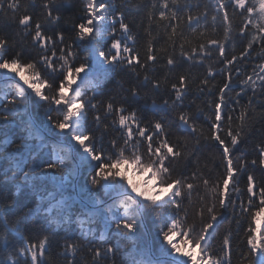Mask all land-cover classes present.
<instances>
[{
  "label": "snow or ice",
  "instance_id": "6c2138e0",
  "mask_svg": "<svg viewBox=\"0 0 264 264\" xmlns=\"http://www.w3.org/2000/svg\"><path fill=\"white\" fill-rule=\"evenodd\" d=\"M210 4L212 30L215 32L220 22L223 38L209 36L206 43H199L191 50L181 43L178 55L175 44L188 39L185 29L195 34L208 23V5L205 4L204 11L200 12L197 3L196 14H193V5L188 0L183 6L179 0H152L150 7L145 5L149 24L145 34L149 39L141 60L137 51L138 38L123 12L117 11L118 6L113 0H39L38 7L37 0H28L27 3L0 0V78L13 81L8 85L11 98H8L9 93L0 97V122L7 123L18 113L25 114L30 103L43 109L42 127L49 133L59 134L60 142L46 143L31 118L25 122L22 131L29 138L35 136L40 140L42 148H51L48 154L51 163L45 166V171L63 173L59 198H52L46 206L44 201H39L12 221L3 217V208L0 207L4 247L11 243L9 235L24 233L22 225L25 229H39L42 233L38 243H27L25 248L19 249L17 260L12 264H45L46 250L55 239L56 230L72 224L76 225L80 237L75 241L62 238L63 251L58 255L63 258V264H77V256L85 248L91 259L84 260L80 255V264H105L116 250L111 245L104 246L105 233L111 230L117 239L133 237L145 212L155 214V222L159 224L158 237L163 246H159L156 253L142 255L141 264H233V222L237 226V239L244 231L246 240V248L240 249L236 255V264H264V139L255 144L256 155L251 158L247 156L246 148H242L239 154L234 152L253 130L264 137V124L255 128L256 120L245 115L249 110L255 112L253 100L258 93L264 95V63L254 65L251 74H244V79L236 67L244 59H251L249 49H253L254 44L264 47V0H210ZM182 11L188 13L187 25ZM78 12L84 13L80 22H77ZM234 16L241 18L242 25L235 26L239 28L242 45L239 57L233 36ZM164 21L167 23H159ZM154 22L157 28H164L171 43L166 72H179L176 82H171L167 75L160 80L149 74L152 63L161 59L153 48ZM16 36L21 37L19 44ZM29 37L30 42H25ZM244 41H247L246 46H243ZM228 42L234 45L231 54ZM81 52L86 54L81 56ZM216 53L229 73L223 86L218 88V94L213 92L216 85L208 79L212 76L209 71L208 77L199 79L195 88L197 93L207 91L215 96L206 101L208 109L214 110L206 112L199 105L194 113L183 110L189 90L197 84L196 78L189 83V75L184 73L186 62L187 71L191 72L193 66L203 64L206 59L212 60ZM260 59H264V53ZM229 65L233 67L229 69ZM118 69L130 71L137 78L136 83L125 89L124 95L118 96L113 89H107L97 99V94ZM232 72H236L235 81ZM142 73L143 80H140ZM16 78L22 83H15ZM236 82L240 91L232 87ZM116 85L124 88L119 79ZM226 90L235 91L231 100ZM88 91H92V95H88ZM249 91L248 103L241 105L239 98L248 95ZM104 95L107 99L103 98ZM157 97L163 102L158 103ZM148 99L152 101L150 105ZM130 100H144L145 105L131 107ZM232 101L235 107H229ZM259 103L264 104V100ZM236 108L242 111L235 118L239 124L233 128ZM146 111L151 114L147 123ZM260 115L264 117V112ZM201 116L203 125L209 129V136L203 134V125L198 129L196 121ZM167 120L173 122L174 129L166 127ZM109 127L118 135L107 141L93 130L102 128L106 133ZM225 127L227 139L222 135ZM173 131L180 137L175 144L169 139ZM201 137L211 139L222 150V171L214 183L210 178H202L206 194L199 198L200 223L197 226L195 221L188 223L185 201H191L192 190L198 185L189 182L187 164L185 171L178 176L174 175L175 169L171 165L176 158L185 157L189 139L194 138L199 145ZM65 141L68 147L63 146ZM73 159L78 160V165L68 168ZM77 166L87 171L79 191L72 195L66 189L71 185ZM121 168L147 172L148 178L158 181L159 189L168 193L167 197L160 191L149 195L146 187L140 190L127 183ZM192 179L201 177L193 172ZM105 198H109L107 202ZM38 217L43 220L39 225L36 224ZM223 219H227L229 226L222 234L221 243ZM245 221H248L246 230L241 228ZM51 226L55 228L49 231ZM97 232L101 246L86 247L80 242L87 241L90 236L96 237ZM173 236L180 237V240L175 241ZM217 243H220L218 251L214 249ZM182 247L190 251H182ZM192 251L196 253V259ZM48 264H54L50 257Z\"/></svg>",
  "mask_w": 264,
  "mask_h": 264
},
{
  "label": "trees",
  "instance_id": "16d2710c",
  "mask_svg": "<svg viewBox=\"0 0 264 264\" xmlns=\"http://www.w3.org/2000/svg\"><path fill=\"white\" fill-rule=\"evenodd\" d=\"M24 3H27L28 0H23ZM113 2L118 6L117 11L123 12L125 19L129 22L132 26L133 33L138 38L137 44V51L140 53L141 60L144 58L145 50L147 47V41L149 37L145 34L146 29L149 27L148 19L145 14L144 6H151L152 0H113ZM181 6L185 3V0H179ZM193 7L192 12L193 14L197 13L196 4L199 3L200 5V12L204 11V5H208L207 11L209 12L208 16V23L205 24L201 29L198 30L197 33H191L187 29H185L186 36L188 39L186 40H179L175 44V48L178 50L180 44L183 43L185 47H188L191 50L192 47H198L199 43H206L207 37L215 36L218 39L223 38V29L219 26L220 22H218L217 29L215 32L212 30L211 27V4L210 0H188ZM123 5V7H120ZM139 5V6H138ZM39 6V0H37V7ZM82 7V5H79ZM22 10H23V3H22ZM230 15H231V10ZM239 12V10H237ZM181 14L184 18V24L187 25V11H182ZM83 12L77 13V22H80V16H83ZM158 18V13H157ZM162 25L166 24L167 21L159 22ZM203 23V22H202ZM233 25L234 31L233 36L236 38L234 41L236 54L239 57V54L242 50V45L239 41V28L235 26H242L241 25V18L239 16L233 17ZM18 27V25H17ZM118 27V26H117ZM203 32L204 35L201 36L200 33ZM168 33L171 34V29H168ZM15 39L19 44L21 42V37L16 36ZM152 39H153V48L156 51L157 56L160 57V61L158 63L153 62L152 68L149 71V74L155 76L160 80H164L165 76H168V79L171 82H176V79L179 72L174 74H168L166 72V61H167V54L172 52L171 43L168 41L164 28L156 27V23L152 24ZM25 42H30V37L26 39ZM247 41H244L243 46H246ZM233 42H228L227 47L229 54L233 49ZM251 53V59H244L243 63L236 65L238 68L241 79L246 78L245 73L251 74L252 68L254 65L264 63V59H260L261 54L264 53V47H261L259 43L254 44L253 49H249ZM81 56L85 55L86 53L81 52ZM219 54L216 53L212 60H205L203 64L197 63L195 66L192 67L191 72L187 71V62L186 68L184 73L189 75V83L193 78L197 79V84L192 85L191 89L188 92L187 98L182 105L183 110L189 111L190 113H194L196 110L197 105L204 108L205 111H213L214 109H208L206 101L208 99H214L215 96L213 94L205 93L200 94L195 91V88L198 85L199 79H203L208 77V72H212V76L208 77V79L216 85V88L213 89L215 94H218V88L223 86V83L227 79L229 73L228 71L224 70V64L219 62ZM229 69L232 68V65L228 66ZM233 80L235 81L236 72L231 73ZM119 79L123 82L124 88L121 89L118 85H116V80ZM140 80H143V73L141 74ZM137 78L127 70H117L114 74L112 79H109L102 90L97 94V99L101 98L103 92L107 89H113L114 92L118 96L124 95L125 89L129 88L133 84H135ZM232 87L235 91H240V87L238 82L233 83ZM9 93V99L11 98L10 90H6ZM235 91H228L226 90L227 97L231 100L232 97L235 96ZM2 92V91H1ZM88 95H92V91H88ZM251 95V91L248 92V95H242L240 99V104L245 105L248 103V96ZM104 99H107V96H103ZM259 100H264V95L258 93L257 98L253 100V108L255 112L249 110L245 115L249 116V119H255L256 124L255 128H259L261 124H264V117L260 115V113L264 112V104L259 103ZM158 103H162V99L157 97ZM151 99H148L147 103L151 104ZM129 105L131 107H136L139 105L140 107H144L145 102L144 100L139 101H129ZM229 107H235V102L229 105ZM32 110L34 119L39 126H43L44 123V112L43 109L34 107ZM228 111V109H225ZM242 109L236 108L233 112L234 123L233 128L239 124V120L235 119L236 117L240 116ZM151 119V114L147 113L146 111V119L145 122ZM28 121L25 118V114L18 113L14 117H12L7 123L0 122V207H2V215L3 217L7 218L9 221H12L13 218L20 217L24 212H26L29 208L34 207L39 201H44L45 206L48 201L52 198H57L58 195L61 194V190L59 187H56V183L62 186V178L63 173H54L51 171H45V166L51 163L50 156L46 153L45 148H42L38 145V139L35 136L29 138L28 134L22 129L25 126V122ZM198 129L203 125V117L201 116L199 120L196 121ZM226 125V121H225ZM91 127V125H90ZM166 127L174 129V124L171 120L166 121ZM43 128V127H42ZM44 129V128H43ZM47 131L46 129H44ZM96 135H103L105 137V141L112 138L115 135H118L116 131H114L111 127H109L108 132H103L101 129H93ZM48 132V131H47ZM49 133V132H48ZM55 137H59V134L49 133ZM203 134L205 136H209L210 132L206 125H203ZM222 135L227 139V132L226 127L225 131ZM179 135L176 134L174 131L170 134L169 139L172 141L173 144L177 142L179 139ZM264 137L256 132L255 130L252 131L250 136H246L245 139L242 141L241 144L237 145L234 152L239 154L242 148L247 149V156L249 158L256 155L254 151L255 144L259 142ZM215 145V147H213ZM36 146V147H35ZM190 153H195L194 155H189ZM30 158H32V162H30ZM197 159L199 163H197ZM30 162V164H29ZM222 163V150L219 149V146L212 141L211 139L204 140L203 137L200 139V144L197 145L194 138H191L187 141V148L185 150V157L184 158H176L174 163L171 165L175 169L174 175L178 176L180 172L185 171V165H188L187 177L189 182L198 185V188L192 190L191 201H185V205L188 210V223L191 224L193 221L199 226L200 223V216L198 215L200 210V202L199 198L201 195H205V189L203 185L202 178H210L213 183L219 178V172L222 171L220 167ZM195 172L198 177H201L199 180L192 179V173ZM27 173V177L22 179L21 177ZM61 175V176H60ZM257 175H259V171L257 170ZM33 177V178H32ZM31 179V180H30ZM72 181V180H71ZM55 182V188L53 190V183ZM70 185L68 186L67 193L71 194V190L69 189ZM16 193H19L16 195ZM50 193V198L47 195ZM49 198V199H48ZM107 199V198H105ZM14 202V203H13ZM230 214V213H229ZM43 223L42 218H37L36 224L39 225ZM11 227V225H9ZM227 219H223L220 224V241L222 243V234L228 227ZM98 227V226H94ZM248 221H245L241 224L242 229H247ZM55 226H51L49 231H52ZM232 232H233V240L235 241L233 245V264H236V255L240 249L246 248V240H244V231L239 233V239H237V226L235 222L231 224ZM159 224L153 229H149L153 232L158 234ZM199 230V227H197ZM23 234L16 233L13 235H9L8 239L11 243L8 244L7 247H4L5 236H4V226L0 224V264H12V261L17 260V253L19 249L25 248L27 243L31 242H39L42 238V233L39 229H31V228H24L22 225ZM98 235L96 237H89L87 241H80L84 243L85 246H101L98 242ZM213 235H217L214 233ZM113 237H107L104 241V246H113L116 250L113 256L111 257L110 261L105 262V264H141L140 262L137 263L133 261L134 259L130 254H128L129 247H133L134 243L132 242H144V233L140 231L138 228L135 232V237L133 240L130 238L125 239L121 237L117 239L114 235ZM80 237L79 230L75 226H63L56 230L55 239L50 242L49 248L46 250V257H45V264H48L49 257L54 261V264H63V258L58 255L59 252L63 251L62 248V238H67L69 240L75 241ZM116 242H115V241ZM162 240L159 239L155 241L157 244ZM243 241V243L241 242ZM239 245V248H237ZM220 243L214 244V249L216 251L219 250ZM80 255H83L84 260H90L91 256L88 253L87 249H81L80 254L77 256V264H80Z\"/></svg>",
  "mask_w": 264,
  "mask_h": 264
},
{
  "label": "rangeland",
  "instance_id": "374dc122",
  "mask_svg": "<svg viewBox=\"0 0 264 264\" xmlns=\"http://www.w3.org/2000/svg\"><path fill=\"white\" fill-rule=\"evenodd\" d=\"M9 75H12V74H9ZM11 83H13V81L12 80H4L3 78H0V92L1 91H4V92H6V93H8V91H6V87L8 86H6V84H11ZM15 83H17V84H19V83H22L21 81H19L18 80V78H16L15 79ZM77 83H79V81H77ZM3 92V93H4ZM5 93V94H6ZM3 96H4V94H2ZM69 95H71V93H69ZM8 97H9V95H8ZM28 108H29V105H28V107H27V109H26V111H28ZM48 142H50V141H48ZM55 143V142H54ZM49 152H51V148L49 147ZM32 158H30V162H32V160H31ZM30 162H29V164H30ZM76 162H78V160H76L75 159V161H70L69 162V164L67 165L68 166V168H72L73 167V165L74 164H76ZM77 170H79L80 171V181L78 180V186L80 185V186H82V184H83V182H84V178H85V172L87 171V169L86 168H80L79 166H77L76 167V169H75V172H77ZM121 172H122V174L127 178L126 179V182L127 183H131V184H134V185H136V186H138V188L140 189V190H144L145 189V187L147 188V190H148V194L149 195H154V193H155V191H160V194L162 195V196H165V197H167V195H168V193L166 192V191H161L160 189H159V187H158V181H155V180H152V179H149L148 178V173L147 172H143V173H137V172H135V171H133L131 168H128L127 170H125L124 168H121ZM61 176V175H60ZM22 179H24L25 178V175H23L22 177H21ZM33 178V177H32ZM31 180V179H30ZM148 181L147 182V184H145V181ZM51 183H53V182H51ZM55 183V182H54ZM53 183V190H54V188H55V185H56V187H59L60 188V190L62 191V186H60L58 183H56V184H54ZM67 191V190H66ZM48 196H49V198H50V193H48L47 194ZM72 195H74V194H72ZM59 196L60 195H58V198H59ZM48 198V199H49ZM144 223V224H143ZM158 225V223L157 222H155V214L154 213H148V212H145V214H144V216L141 218V223H140V225H138V229L140 230V231H142V234L144 233V230H145V232H146V230H147V232L149 233V234H152V231L151 230H149L150 228L151 229H153V227H156ZM146 234V233H145ZM105 235H106V238L107 237H113L112 236V232H111V230H109V231H107L106 233H105ZM99 236V235H98ZM133 237H135V234H134V236ZM131 240H133L134 238H130ZM173 239L175 240V241H179L180 240V237H177V236H173ZM115 241V240H114ZM116 242V241H115ZM159 246H163V241H161V242H159L158 243V247ZM182 251H185V252H188V251H190L189 249H185V248H183L182 247V249H181ZM134 250H133V247H129V250H128V254H130L134 259H136L137 261H139L140 260V257H141V255L139 254V253H137V254H135L134 252H133ZM191 254L193 255V258L194 259H196L197 257H196V253L194 252V251H192L191 252Z\"/></svg>",
  "mask_w": 264,
  "mask_h": 264
},
{
  "label": "bare ground",
  "instance_id": "6f19581e",
  "mask_svg": "<svg viewBox=\"0 0 264 264\" xmlns=\"http://www.w3.org/2000/svg\"><path fill=\"white\" fill-rule=\"evenodd\" d=\"M9 84H6V86ZM7 89L8 86L6 87ZM35 107L34 104L30 103V109L33 110V108ZM35 126V125H34ZM37 130L39 131V128L36 127ZM65 147V145H63ZM71 161H74L71 160ZM97 235V234H96ZM145 238H144V242H132L134 244L133 246V252L135 254L139 253L141 256L146 254L147 252H152V253H156L157 249H158V244L155 241H158V234L156 232H153L152 234H144ZM155 258V257H154ZM133 261L139 263L140 261H137L136 259H132Z\"/></svg>",
  "mask_w": 264,
  "mask_h": 264
}]
</instances>
